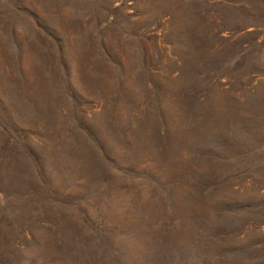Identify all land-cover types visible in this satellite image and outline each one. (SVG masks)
Returning <instances> with one entry per match:
<instances>
[{
  "label": "rangeland",
  "instance_id": "rangeland-1",
  "mask_svg": "<svg viewBox=\"0 0 264 264\" xmlns=\"http://www.w3.org/2000/svg\"><path fill=\"white\" fill-rule=\"evenodd\" d=\"M0 264H264V0H0Z\"/></svg>",
  "mask_w": 264,
  "mask_h": 264
},
{
  "label": "bare ground",
  "instance_id": "bare-ground-1",
  "mask_svg": "<svg viewBox=\"0 0 264 264\" xmlns=\"http://www.w3.org/2000/svg\"><path fill=\"white\" fill-rule=\"evenodd\" d=\"M191 29H189L190 31ZM193 34H194V38L192 39L191 36L188 37V39H186L187 41V45L191 46V43L194 42L195 40L198 42V46L199 48L203 49L201 51H205V49L209 48V46L205 43H201L200 44V39H202V37L205 35L204 31L203 30H193ZM199 55H203L201 54L200 50L199 52L197 53V56ZM175 71V70H174ZM177 80H181L180 79H177ZM176 80V83H175V88L178 86L177 82L179 83L180 81H177ZM164 84L168 87H174L173 85H169V81L165 80L163 85ZM183 85V84H182ZM163 88V87H162ZM169 90V89H167ZM212 94L210 95V98L208 99L207 103H205L203 106L201 105V107H199L200 109H205L206 111H209V115H208V120L211 121L213 124H215L218 119H219V110L222 108V107H225V106H229L230 103H229V99L227 98L226 94H224V92L218 90V89H214L212 92ZM228 101V103H227ZM182 102V101H181ZM227 103V104H226ZM178 110V109H177ZM179 112V111H178ZM199 118V117H198ZM148 123V122H147ZM143 124V123H142ZM149 124V123H148ZM218 124V123H217ZM195 126L193 127H188L184 124H178L175 128H174V133H173V137L174 136H177L179 139L175 140V138L173 139V143L176 142V144H178L180 142V140L182 139H188V138H195L198 139V138H204L205 136H207L209 134V132L211 131V127H209L208 125L206 126H202L201 124V120L200 119H197L195 124ZM145 127V126H144ZM147 128V127H145ZM131 135L136 138V137H142V134L140 133V130L139 129H135ZM124 139V138H123ZM142 140V142L144 143H147L148 145H150V142L149 140H146V139H150L151 138H148V137H145L143 136V138H140ZM194 140V141H195ZM117 143H119V145L121 146L120 149H116L119 153L120 150H122L121 152L124 153L126 152L125 151V146H124V142L122 140L118 141ZM122 145L124 147H122ZM134 151L136 152L135 155H137V153H139L138 151L139 150H136L135 148H133ZM149 151L151 152L150 155H162L160 150H157V149H154V147H152V141H151V147H149ZM167 152V151H166ZM139 155H144L143 153H140ZM164 155V154H163ZM71 167V166H70Z\"/></svg>",
  "mask_w": 264,
  "mask_h": 264
}]
</instances>
